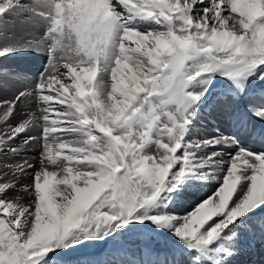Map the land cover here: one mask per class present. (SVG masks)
I'll return each mask as SVG.
<instances>
[{
    "label": "snow or ice",
    "instance_id": "6c2138e0",
    "mask_svg": "<svg viewBox=\"0 0 264 264\" xmlns=\"http://www.w3.org/2000/svg\"><path fill=\"white\" fill-rule=\"evenodd\" d=\"M27 53L47 63L0 101V264L264 247V0H0V58Z\"/></svg>",
    "mask_w": 264,
    "mask_h": 264
},
{
    "label": "bare ground",
    "instance_id": "6f19581e",
    "mask_svg": "<svg viewBox=\"0 0 264 264\" xmlns=\"http://www.w3.org/2000/svg\"><path fill=\"white\" fill-rule=\"evenodd\" d=\"M7 19L9 21V25H11L12 21L15 18L8 17ZM46 63H47L46 55L37 54V53H27V54L10 56L8 58H0V101L11 99L14 95L18 94L19 91L24 90L21 81L23 79L35 80L36 78H38L39 73L43 71L44 65ZM211 130H212L211 127H207V131H211ZM250 140L252 143L255 144H264V140H260L256 137H252L250 138ZM27 154H32V156L35 155L37 157L36 160H38L39 158V150H32ZM53 155L55 156V151L53 152ZM62 158L63 157L61 156L60 159ZM32 159L29 160L32 162L36 161V160L33 161ZM36 167L39 168V164H37ZM50 170H51V166H50ZM26 182H30V181H26ZM199 199H200L199 196L192 197L191 202L188 203L185 207L181 208L180 212L182 213L184 211H190L191 208ZM134 252L135 251H133V253ZM141 254L140 255L143 257L147 253L146 252L142 253L141 251ZM135 256L137 257L136 254ZM246 258H247L246 255L241 257L243 264H246L245 261ZM250 261L254 262L253 264H264V255L258 256Z\"/></svg>",
    "mask_w": 264,
    "mask_h": 264
},
{
    "label": "rangeland",
    "instance_id": "374dc122",
    "mask_svg": "<svg viewBox=\"0 0 264 264\" xmlns=\"http://www.w3.org/2000/svg\"><path fill=\"white\" fill-rule=\"evenodd\" d=\"M42 69V68H41ZM29 156H30V158H29ZM33 159H32V158ZM36 156L35 155H33L32 156V154H27L26 155V157L25 158H27V159H32L33 161H35L36 159H37V157L35 158ZM132 251H135L134 252V254H136L137 255V258H140L141 257V249L143 248V244L140 242V241H135L132 245ZM261 246V245H260ZM262 247V246H261ZM256 248H259V244H257V246H256ZM254 250V259L256 258V257H258V256H263L264 255V247H262V249L261 248H259V251H257L256 249H253ZM263 252V253H262ZM141 254V255H140ZM259 254V255H258ZM112 255V246L111 245H108V246H105L104 248H101V249H99V250H96L95 252H94V256H95V258H98V259H108L110 256ZM121 256H123V253H120V254H118V256H117V258H119V257H121ZM246 256H247V263L248 264H253L254 262H251L250 260V258H252L253 256H252V253L251 252H248L247 254H246ZM144 258V257H143ZM246 263V264H247Z\"/></svg>",
    "mask_w": 264,
    "mask_h": 264
}]
</instances>
